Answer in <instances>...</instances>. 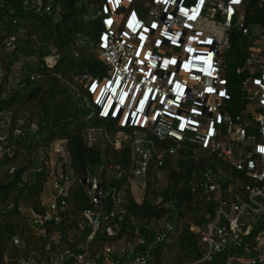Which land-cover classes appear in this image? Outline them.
I'll return each mask as SVG.
<instances>
[{"label": "built area", "instance_id": "built-area-1", "mask_svg": "<svg viewBox=\"0 0 264 264\" xmlns=\"http://www.w3.org/2000/svg\"><path fill=\"white\" fill-rule=\"evenodd\" d=\"M252 1L264 6V0H102L99 11L96 43L103 73L84 74L80 95L91 115L118 129L89 123L86 143L128 147L129 180L140 196L152 159L163 162L155 139L173 141L169 154L188 143L222 164L200 176L203 197L216 204V212L200 230L206 250L185 264H264V22L252 21ZM235 30L246 41L235 40ZM15 41L10 36L7 46L12 49ZM235 41L239 51L233 50ZM242 50L243 63L232 79L225 55ZM48 150L54 161L39 155L49 173L44 210L29 217L42 231L63 220L73 181L67 140L53 141ZM109 169L103 164L82 179L94 207L83 212L91 225L87 240L79 250L62 245L47 264H121L124 258L147 264L145 256L113 241L104 245L99 260L88 256L107 209L102 179ZM122 199L119 193L117 200ZM107 234L115 231L109 227ZM12 243L21 241L14 236ZM11 264L36 261L30 256Z\"/></svg>", "mask_w": 264, "mask_h": 264}, {"label": "trees", "instance_id": "trees-1", "mask_svg": "<svg viewBox=\"0 0 264 264\" xmlns=\"http://www.w3.org/2000/svg\"><path fill=\"white\" fill-rule=\"evenodd\" d=\"M101 4L102 0H0L1 263L33 256L36 264H47L62 245L79 250L91 231L83 212L94 208L82 179L103 164L110 168L102 179L107 209L90 241V258L99 260L104 245L112 241L145 256L147 264L190 263L206 250L200 230L214 218L216 204L204 199L200 176L209 169L220 170L222 164L215 156L188 143L172 155L168 148L173 141L155 139L163 162L159 164L156 156L152 159L143 179V195L136 200L129 180V148L90 146L85 141L89 123L118 129L113 122L91 115L80 95L83 75H94L101 68L92 43L101 30ZM250 5L255 12L251 20L263 23L264 6L254 1ZM12 35L16 41L10 49L7 41ZM241 35L233 31L235 40H245ZM236 42L233 50L239 51ZM54 50L56 62L48 64L45 57ZM228 55L227 75L235 79L245 52ZM58 139L67 140L73 169L69 209L60 223L48 224L42 231L29 219L32 211L44 210L42 195L49 173L39 155ZM30 172L35 177H27ZM109 227L113 236L107 234ZM158 235H163L161 241ZM14 236L19 245L12 243ZM121 264L132 263L124 258Z\"/></svg>", "mask_w": 264, "mask_h": 264}, {"label": "rangeland", "instance_id": "rangeland-1", "mask_svg": "<svg viewBox=\"0 0 264 264\" xmlns=\"http://www.w3.org/2000/svg\"><path fill=\"white\" fill-rule=\"evenodd\" d=\"M98 16H99V14H98ZM95 41H96L95 39H92V43H93V45L97 47V43H96ZM57 57H58L57 52H53V53L48 54V55L46 56V60H48V61H54L55 59H57ZM225 57L229 60V55H228V54H226ZM100 70H101V72L103 73V68H102V67L100 68ZM227 70H228V69H227ZM41 153H43L44 157H50V161H54L55 158H56V155H53V153H50L49 150H48V151H42ZM30 174H33V172H30V173L27 175V177H28V176H32V178L35 177V175H30ZM27 177H26V178H27ZM162 182H163V181H162ZM138 190H139V189H136V186H134L133 193H134V195H135V197H136L137 199H140V194H139Z\"/></svg>", "mask_w": 264, "mask_h": 264}, {"label": "water", "instance_id": "water-1", "mask_svg": "<svg viewBox=\"0 0 264 264\" xmlns=\"http://www.w3.org/2000/svg\"><path fill=\"white\" fill-rule=\"evenodd\" d=\"M95 36H96V38H98V37L100 36V33H97ZM95 40H96V39H95ZM95 42H96V41H95Z\"/></svg>", "mask_w": 264, "mask_h": 264}]
</instances>
